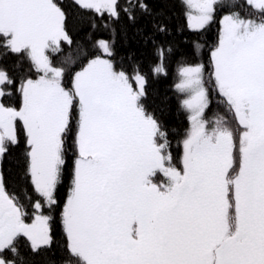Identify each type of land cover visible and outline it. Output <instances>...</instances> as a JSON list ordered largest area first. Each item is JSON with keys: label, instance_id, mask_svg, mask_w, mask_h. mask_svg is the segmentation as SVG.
I'll return each mask as SVG.
<instances>
[{"label": "snow or ice", "instance_id": "obj_1", "mask_svg": "<svg viewBox=\"0 0 264 264\" xmlns=\"http://www.w3.org/2000/svg\"><path fill=\"white\" fill-rule=\"evenodd\" d=\"M0 264H264V0H0Z\"/></svg>", "mask_w": 264, "mask_h": 264}, {"label": "trees", "instance_id": "obj_2", "mask_svg": "<svg viewBox=\"0 0 264 264\" xmlns=\"http://www.w3.org/2000/svg\"><path fill=\"white\" fill-rule=\"evenodd\" d=\"M175 80V67L173 66L170 69V74L168 77L161 80L160 84L158 85L160 87L161 92L167 91L169 95L174 94V89L171 87Z\"/></svg>", "mask_w": 264, "mask_h": 264}]
</instances>
